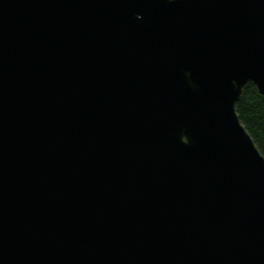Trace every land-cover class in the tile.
Returning <instances> with one entry per match:
<instances>
[{"label":"water","instance_id":"obj_1","mask_svg":"<svg viewBox=\"0 0 264 264\" xmlns=\"http://www.w3.org/2000/svg\"><path fill=\"white\" fill-rule=\"evenodd\" d=\"M264 0H0V264H264Z\"/></svg>","mask_w":264,"mask_h":264},{"label":"trees","instance_id":"obj_2","mask_svg":"<svg viewBox=\"0 0 264 264\" xmlns=\"http://www.w3.org/2000/svg\"><path fill=\"white\" fill-rule=\"evenodd\" d=\"M236 110L241 122L264 155V95L259 93L254 84H249L237 102Z\"/></svg>","mask_w":264,"mask_h":264}]
</instances>
